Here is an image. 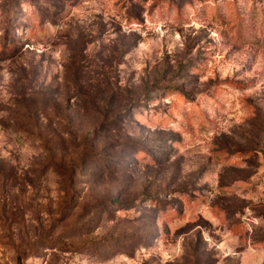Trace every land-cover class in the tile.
Wrapping results in <instances>:
<instances>
[{
  "label": "rangeland",
  "instance_id": "1",
  "mask_svg": "<svg viewBox=\"0 0 264 264\" xmlns=\"http://www.w3.org/2000/svg\"><path fill=\"white\" fill-rule=\"evenodd\" d=\"M0 264H264V0H0Z\"/></svg>",
  "mask_w": 264,
  "mask_h": 264
}]
</instances>
